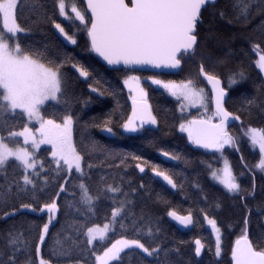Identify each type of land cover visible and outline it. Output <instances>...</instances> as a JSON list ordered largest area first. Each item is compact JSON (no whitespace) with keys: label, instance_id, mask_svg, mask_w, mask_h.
Segmentation results:
<instances>
[{"label":"snow or ice","instance_id":"obj_1","mask_svg":"<svg viewBox=\"0 0 264 264\" xmlns=\"http://www.w3.org/2000/svg\"><path fill=\"white\" fill-rule=\"evenodd\" d=\"M254 3L259 11L264 12V0H258V3L256 0H232L233 17H226L223 10L213 15H218L228 24L241 20L247 22ZM32 4L34 9L43 10L39 0H32ZM216 4L217 0H86L84 9L78 7L76 2L71 3L70 15L66 0H54V7L58 9L59 16L69 22V28L75 27L78 31L86 32L89 51L101 57L107 65H122L123 68L117 67L113 70L126 73L141 70L146 66L154 69H176L181 66L183 56L195 57L200 42L199 26L204 22V12L209 8L215 9ZM21 8L18 0H0V175L8 181L7 166L10 162L14 169L13 179L7 183V191H0V201H6L7 195L12 194L13 186L17 195L31 193L35 200L36 190L41 183L45 186L55 184L59 189L55 193L58 198L61 193L68 191L65 187L67 179L64 183H59V180L72 175L74 170L78 174L75 178L80 182L73 187L79 188L78 203L85 211L82 212L80 207H76L75 199L67 201L66 206L69 209L75 207L77 213L85 215V223L79 227L73 226L75 236L68 234L62 226L49 244L46 237H49L50 226L54 227L53 221L60 210L57 200L52 199L42 205L38 201L35 205L21 203L20 209L46 213L47 221L42 225L33 221L27 229L12 225L5 233H0V264H58L59 258L68 255L71 249H76L77 255L83 256L84 264H124L126 256L137 255V249L148 257H156L157 264H160V253L164 251L167 257L168 250L162 249L156 242L160 233L159 221L154 222L151 213L141 210L137 215L134 211V201L129 197L135 194L137 189L132 188L129 183V190L125 191L123 177L120 178L121 183H117L115 178L112 183H108L102 177L100 186L93 193L83 179L87 175L85 168L91 170L94 167L91 158L101 151L102 147L91 138L92 129L107 136H115L116 127L124 132L134 133L143 129L146 124H158L157 117L147 101L148 94L141 85V77L125 75L123 79V85L128 89L132 102L130 116H124L117 101L116 107L81 124L80 114L74 110V106L80 104L82 111L106 95L110 94L115 99L118 94L116 89H105L96 81L88 83L87 97L76 95L73 83L80 78L88 82L91 79L90 67L74 60L60 47L53 51L47 45L43 49L22 45L18 34L30 29L18 22V10ZM44 15L47 16V13ZM47 19L51 20L65 41L71 45L78 44L77 32L69 34L61 23H56L51 17ZM212 35L215 33H209V36ZM252 50L259 56L255 65L259 72L264 74V49L260 44L254 43ZM69 66L78 75L70 78L66 72ZM199 74L211 85L210 95L205 93L204 88H197L192 80L177 83L155 76H149L147 79L181 101V112L186 105H199L204 108V118L181 122L179 130L188 134V139L193 145L214 149L223 154L226 145L234 146L237 143L236 138L229 133L228 127L231 121H241V115L234 114L226 107L229 92L221 86L220 76L214 71L206 70L203 63L199 66ZM227 79L228 88H231L247 77L243 70H239L229 74ZM50 101L58 106L60 115L46 118L42 109ZM210 106L211 115H207ZM241 108L249 114L254 108L264 111V78L257 86L256 95L243 97ZM24 116L27 117V123L18 122V119L22 121ZM32 123L39 126L29 127ZM16 127L20 130H14ZM5 131L7 135L3 134ZM74 131H79L81 135L79 147L74 141ZM85 133L87 143L84 142ZM243 135L254 148L258 146L260 159L255 168L264 172V129L248 126ZM21 137L22 143L19 140ZM41 145H50L52 159L46 162L47 167L45 161L38 160L36 156ZM162 155L171 160L180 159L179 155L167 151L162 152ZM116 158L120 159V164L115 165L116 167L127 165L129 160L137 161L135 168L141 173L149 167L155 176L162 177L173 189H182V185L178 186L172 174L161 170L140 155L127 152L108 154V159ZM15 171L20 173L18 179L15 177ZM211 175L229 194L241 201L246 213L241 234L231 247V264H264V247L253 243L248 228L252 209L248 207L247 199L255 194L254 178L251 191L242 188L227 160L222 170L212 171ZM87 178L91 179L90 176ZM143 187L140 185V188ZM70 195L75 198L77 193L73 191ZM101 199L111 200L110 218L105 217L108 222L102 227L99 224L87 226V221L91 218L88 214L95 213V204ZM163 203L165 206L169 204L168 201ZM17 211L15 208L11 212L5 211L0 218L14 216ZM199 211L204 213V219L216 233L215 255L219 257L222 251L221 229L217 221L209 218L203 208ZM257 211H260L259 206ZM167 215L179 221L181 225L194 223L191 210L184 216L175 210L168 211ZM117 227L120 229V238L111 242L110 246L103 247L102 251L98 250L94 241H106L108 234L115 233ZM81 235L85 237L82 241L78 239ZM142 240L151 243L146 246ZM82 244L88 247H81ZM195 245V255L200 256L204 245L199 239L195 241ZM42 246L47 247V257L42 255ZM76 264H81V260L78 259Z\"/></svg>","mask_w":264,"mask_h":264},{"label":"trees","instance_id":"obj_2","mask_svg":"<svg viewBox=\"0 0 264 264\" xmlns=\"http://www.w3.org/2000/svg\"><path fill=\"white\" fill-rule=\"evenodd\" d=\"M72 2H76L81 9L86 7L83 0H72ZM18 3L22 6L21 10H18V22L30 29V31L18 34L22 45L32 46L36 49H43L47 45L53 51L60 47L74 60L90 67L91 79L88 82H84L83 78L74 81L73 87L76 95L87 97L88 83L96 81H99L100 86L105 89H116L118 94L115 99L110 94L106 95L87 108H83L82 111V106L76 104L74 110L80 114L81 124L91 117L99 116L116 107L117 101L119 110L123 112L124 116H130L132 106L122 82L123 77L127 74H154L175 80H192L194 84L203 86L208 95L211 94V91L199 74L200 64L203 63L206 70L214 71L216 75L220 76L222 86L229 92L226 107L234 114L241 115V121H233L228 127V130L234 132L235 136L234 134L232 136L236 138L237 143L234 146L226 145L223 155L242 188L251 191L254 178L255 194L247 199L248 207L252 209L249 216V235L255 245L264 247V177L262 172L255 168L259 162L260 153L257 149H252L244 138H237L243 127L251 126L264 129V111L254 108L249 114L241 108L243 97L256 95L257 86L264 78L255 65L256 53L252 50L254 43L260 44L264 49V12L259 11L255 3L247 22L241 20L228 24L226 20H221L218 15L214 16L213 13L223 10L226 17H233L232 0H217L215 9L209 8L204 12V22L199 26L200 42L196 48L195 57L183 56L181 66L170 73L114 71L113 69L117 67L107 65L101 57L89 51L86 32L78 31L75 27L69 28V22L62 19L58 9L54 7V0H39V4L43 5V10L34 9L32 0H28V2L18 0ZM45 12L47 16L44 15ZM47 17H51L56 23H61L65 30L69 31V34L77 32L78 44L71 45L65 41ZM77 23L79 22L77 21ZM209 33H215V35L209 36ZM239 70H243L247 79L228 88L229 74ZM66 72L70 78L78 75L73 72L70 66ZM144 83L148 94L147 101L151 105L153 114L157 117L158 124L144 126L139 132L134 133L124 132L123 129L116 127L114 128L115 136H107L92 129L91 138L99 142L102 147L101 151L91 158L94 167L91 170L85 168L87 175L83 179L89 184L93 193L100 186L102 177L108 183H112L113 178L117 183H121L120 178L123 177L122 183L125 191L129 190V183L132 188L137 189V192L129 197L134 201V211L137 215L141 210L151 213L154 222L159 221L160 233L156 242L162 246V249L168 250L167 257L164 255V251L160 253L158 258L160 264H231V247L241 234L243 218L246 214L241 201L211 179L209 171L213 165L217 164L214 159L217 155L214 151L196 147L189 141L188 135L178 129L177 101L166 91L154 86L149 81ZM42 112L46 118L60 115L58 106L51 101L43 107ZM194 114L195 111L191 112V115ZM18 122L27 123L26 116L22 121L18 119ZM14 130L18 131L20 128L16 127ZM3 134L7 135V132L5 131ZM80 140V132L74 131V141L78 147ZM84 142H88L87 133H85ZM164 151L179 155L180 159L171 160L169 157H164L162 155ZM110 152L140 155L151 164L157 165L161 170L172 174L178 186L182 185V189L166 186L160 179L153 176L149 167H146L145 172L141 173L139 169L135 168L137 161L129 160L127 165L116 167L115 165L120 164V159H108ZM36 156L38 160H43L45 163L50 161L52 159L50 146L41 145ZM13 172L12 162H10L7 166L8 181L0 175V186H4L0 188V191H7V183L13 179ZM19 175V171H15L17 179ZM77 175L73 171L72 175L59 180V183H64V180L67 179L68 183L65 184V187L68 191L61 193L58 198L55 193L59 189L52 183L47 186L41 183L36 190L35 200L31 193L17 195L15 186H13L12 194L7 195L6 201H0V217L3 212H11L13 208L18 211L14 216L0 218V233H5L12 225L23 229H27L33 221L42 225L47 221L46 213H34L31 210L20 209V204L33 203L35 205L38 201L42 205L56 199L60 210L53 221L54 227L50 226V234L49 237H46V241L50 244L55 233L60 231L62 226L68 234L75 236L73 226L79 227L85 223V215L77 213L75 207L69 209L66 202L75 199L76 207H80L82 212L85 211L84 207L78 203L80 190L78 187H73L74 184L80 182L75 178ZM89 176L90 180L87 178ZM140 185L144 187L140 188ZM73 191L77 193L75 198L70 195ZM163 201H168V206H165ZM110 205V199L97 201L95 213L88 214L91 218L87 221V226L107 222L105 217L110 218ZM258 206L260 211H257ZM201 208L205 210L209 218L217 221V225L221 229L222 251L219 257L215 255L216 233L204 219V213L199 211ZM171 210H175L179 214H186L191 210L194 221L191 228L180 229L175 226L167 215V212ZM82 231H86V229H82ZM120 234V229L117 227L115 233L108 234L106 241H95L94 245L102 251L103 247L110 246L111 242L119 239ZM78 239L82 241L85 237L81 235ZM197 239L204 245L200 256L195 255ZM142 242L146 243V246L151 243L148 240H142ZM81 247L88 246L82 244ZM47 251V247L42 246V255L47 257ZM136 253L137 255L126 256L124 264H157L156 257H148L138 249ZM78 259L81 260V264H84L83 256H78L76 249H71L68 255L59 258L58 264H76Z\"/></svg>","mask_w":264,"mask_h":264},{"label":"rangeland","instance_id":"obj_3","mask_svg":"<svg viewBox=\"0 0 264 264\" xmlns=\"http://www.w3.org/2000/svg\"><path fill=\"white\" fill-rule=\"evenodd\" d=\"M66 3H68L69 4V14L70 15H72L71 14V12H70V5H71V3H73L72 2V0H66ZM62 19H64L63 17H61ZM65 20V19H64ZM56 29V28H55ZM57 30V29H56ZM57 32L59 33V31L57 30ZM60 34V33H59ZM61 35V34H60ZM61 37L63 38V36L61 35ZM64 39V38H63ZM256 53V52H255ZM259 59V56H258V54L256 53V59H255V62H256V60H258ZM127 75H138V76H140L141 77V85L144 87V89H145V91L147 92V90H146V86H145V81H149L150 83H151V81L150 80H148L147 78L149 77V76H155L156 78H158V79H161V80H164V81H175V82H177V83H180L181 81H187V80H175V79H169V78H163V77H161V76H157V75H154V74H145V75H142V74H139V73H130V74H127ZM263 75V77H264V74H262ZM125 77V76H124ZM124 77H123V79H124ZM123 79H122V82H123ZM154 86H156V87H158V88H161V89H163L161 86H159V85H154ZM195 86L197 87V88H204L203 86H198V85H196L195 84ZM125 87V86H124ZM125 89H126V91H127V95H128V98H129V92H128V89L125 87ZM205 89V88H204ZM164 91H166V93L168 94V95H170L168 92H167V90H165V89H163ZM205 93L206 94H208L207 92H206V90H205ZM171 97H173L176 101H177V110H178V114H179V124L181 123V122H184V121H186V120H191V119H198V118H204L205 117V110H204V108H202V107H200L199 105H196V106H190V105H186L185 107H184V110H183V112H181V110H180V103H181V101H178L177 100V98L176 97H174V96H172V95H170ZM148 100V99H147ZM129 101L131 102V99L129 98ZM132 111V110H131ZM193 111H195V114L194 115H191V112H193ZM131 115V114H130ZM207 115H211V109L209 108V110H208V113H207ZM27 118V117H26ZM179 124H178V129H179ZM39 125L38 124H35V123H32V124H29V127H33V128H35V127H38ZM144 126H148V124H146V125H144ZM244 129H246V128H241V133H240V135L239 136H237V138H239V139H241V138H244L245 140H247L248 141V143H249V145H250V147L252 148V149H257L258 151H259V148H258V146L257 147H253L252 145H251V143H250V141L248 140V138L246 137V136H244L243 135V131H244ZM19 131V130H18ZM229 131V133L231 134V135H233L234 134V132L233 131H231L230 129L228 130ZM139 132V131H138ZM186 133V132H185ZM187 134V133H186ZM188 135V134H187ZM234 136H235V134H234ZM241 136V137H240ZM19 140L21 141V143H22V141H23V138L21 137V138H19ZM50 146V145H49ZM214 153L217 155L214 159H215V161H216V163L217 164H215V165H213L212 167H211V170L209 171V175H210V177H211V179L215 182V183H217L218 185H221V186H223L222 184H220L217 180H214L213 178H212V175H211V172L212 171H215V170H222L223 168H224V165H225V160H227L226 159V157L223 155V154H221L220 152H217V151H215L214 150ZM228 162V161H227ZM74 171V170H73ZM221 175L223 174L222 173V171H221V173H220ZM262 175H263V177H264V172H262ZM224 187V186H223ZM108 222V221H107ZM107 222H105V223H107ZM104 224V223H103ZM103 224H100V226L102 227L103 226ZM95 242V241H94Z\"/></svg>","mask_w":264,"mask_h":264},{"label":"water","instance_id":"obj_4","mask_svg":"<svg viewBox=\"0 0 264 264\" xmlns=\"http://www.w3.org/2000/svg\"><path fill=\"white\" fill-rule=\"evenodd\" d=\"M84 1V3H85V6H86V0H83ZM111 66V65H110ZM113 67H123L122 65H120V66H113ZM177 69V68H176ZM176 69H164V68H161V69H154V68H152L151 66H146V67H144L143 69H141V70H138V71H145V72H159V73H170V72H173V71H175ZM202 77V76H201ZM203 78V77H202ZM204 79V78H203ZM204 81H205V83H206V85L208 86V88L210 89V91H211V85L210 84H208L207 83V81L204 79ZM222 86V85H221ZM223 87V86H222ZM131 103V106H132V102H130ZM197 119V118H196ZM198 119H200V118H198ZM214 122H216V121H214ZM233 123V121H231L230 122V124H229V126L231 125ZM196 147H198V148H202V147H199V146H197V145H195ZM203 149H205V148H203ZM206 151H213L214 149H205ZM152 174H153V176L154 177H156V178H158V179H160L166 186H168V187H171V185H168L167 184V182L166 181H164L163 180V178L162 177H157V176H155V173L154 172H152ZM179 214V213H178ZM188 213H186V214H179V215H182V216H184V215H187ZM169 217V219L171 220V222L175 225V226H177L178 228H180V229H189V228H191V226L192 225H187V226H185V225H181L180 223H179V221H177V220H174L172 217H170V216H168Z\"/></svg>","mask_w":264,"mask_h":264}]
</instances>
